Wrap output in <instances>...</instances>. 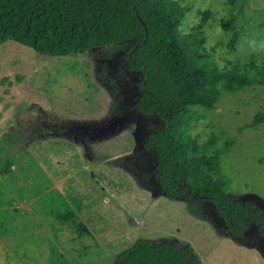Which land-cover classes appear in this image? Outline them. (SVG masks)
Listing matches in <instances>:
<instances>
[{"label": "rangeland", "instance_id": "1", "mask_svg": "<svg viewBox=\"0 0 264 264\" xmlns=\"http://www.w3.org/2000/svg\"><path fill=\"white\" fill-rule=\"evenodd\" d=\"M176 1L189 9L190 26L200 10L209 9L210 18L234 15L229 32L202 26L213 60L264 62V0ZM234 33L230 54L220 44ZM127 47L54 57L13 40L0 45V168L10 166L0 175L3 263L62 264L52 242L62 253L79 245L71 264H116L144 240L188 247L197 264H264V235L254 225L228 234L206 199L160 191L154 155L143 144L159 121L136 111L139 78L125 65ZM191 111L198 146L212 134L233 142L220 157L224 194L264 211V124L247 127L264 112V86Z\"/></svg>", "mask_w": 264, "mask_h": 264}, {"label": "trees", "instance_id": "2", "mask_svg": "<svg viewBox=\"0 0 264 264\" xmlns=\"http://www.w3.org/2000/svg\"><path fill=\"white\" fill-rule=\"evenodd\" d=\"M188 11L176 0H0V45L13 40L54 57L128 45L124 62L139 78L136 111L159 121L143 144L154 155L160 191L174 199H206L228 234L242 235L254 225L264 235V211L224 194L220 157L233 142H217L212 134L198 146L190 134L196 120L194 107L212 110L224 94L264 86V62L213 60L202 26L210 22L229 32L234 15L210 18L209 9L200 10L199 22L190 26ZM237 41L234 33L220 47L233 54ZM261 124L264 112H258L247 127ZM9 169L4 163L0 175ZM59 206H66L65 201L60 200ZM197 261L188 247L140 240L122 252L116 264Z\"/></svg>", "mask_w": 264, "mask_h": 264}, {"label": "crops", "instance_id": "3", "mask_svg": "<svg viewBox=\"0 0 264 264\" xmlns=\"http://www.w3.org/2000/svg\"><path fill=\"white\" fill-rule=\"evenodd\" d=\"M51 232H52V229H51ZM54 237V239H55V242H57L58 241V239H57V236H55V234H53V232H52V238ZM76 237V236H75ZM52 246H51V250H53V249H58L57 251L59 252V254H61L63 257H65V259L66 260H62V261H60V263L62 262V264H71L70 262H69V259H72L73 258V254L74 253H76V251H77V248H78V244H76V243H72L73 245L68 249V250H65V252L64 253H62L61 252V244L60 243H57L58 244V247L57 246H55L52 242L50 243ZM4 246H6L5 245V243H4V241L0 238V247H4ZM50 253H51V251H50ZM5 254H6V252H4V253H2V257L0 256V264H4L3 262H4V260L3 259H6L5 258ZM52 262V261H51Z\"/></svg>", "mask_w": 264, "mask_h": 264}]
</instances>
